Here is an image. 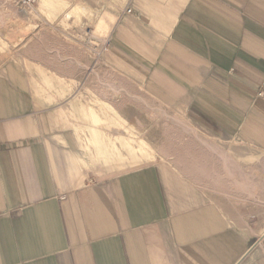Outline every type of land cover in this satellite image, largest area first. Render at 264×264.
I'll use <instances>...</instances> for the list:
<instances>
[{
	"label": "crops",
	"instance_id": "1",
	"mask_svg": "<svg viewBox=\"0 0 264 264\" xmlns=\"http://www.w3.org/2000/svg\"><path fill=\"white\" fill-rule=\"evenodd\" d=\"M124 2L109 56L175 92L201 130L240 140V165L207 175L211 192L165 161L116 168L112 140L78 138L69 118L83 46L61 39L50 56L36 41L30 65L0 69V264H264V242L253 249L210 197L236 181L251 197L252 157L264 178V0Z\"/></svg>",
	"mask_w": 264,
	"mask_h": 264
},
{
	"label": "rangeland",
	"instance_id": "2",
	"mask_svg": "<svg viewBox=\"0 0 264 264\" xmlns=\"http://www.w3.org/2000/svg\"><path fill=\"white\" fill-rule=\"evenodd\" d=\"M124 1L0 0V69L13 61L30 65L31 57L23 53L27 46L36 41L49 48L46 54L50 56L57 53L51 48L62 40L80 43L83 46V61L77 59L82 66L77 75H85V81L65 84L68 93L74 94L72 105L75 106L73 108H76L77 114H70L69 118L75 119L77 124L76 136L90 138L94 133H99L103 139L112 140V145L107 146L109 151L112 148L118 151L116 154L127 153L126 157L129 158H132L134 152L137 154L139 145H143L145 160L138 166L165 161L205 191L211 192L207 175L221 178L218 175L222 170L220 166L223 165V169L229 173L227 163L230 161L232 163L229 165L233 164L238 169V156L243 153L244 144L237 138L219 139L201 130L185 113L184 103L175 92L139 78L130 68L122 66L109 56V38L116 14L132 12L131 9L130 12L127 11L129 8ZM117 5H124L123 10L118 11ZM84 43L93 48L84 50ZM49 71L50 69L44 68L45 73H50ZM99 93L110 97L100 98ZM62 104L63 102L60 103ZM184 149L190 152L186 156H182L184 151L179 152ZM251 150L253 155L261 154L255 151L258 148L251 147ZM103 154H106L105 150ZM91 159L93 171L104 170V164L98 155ZM257 159L258 157L251 158L252 182L257 187V190L256 187L252 190L257 192L262 188V193L255 192L251 197L244 196L240 191L238 193L236 181V188H223L228 194L210 196L231 222L239 224L244 232L252 235L250 241L255 245L253 249L264 242V178L254 179L260 173ZM232 177L234 178V174ZM233 183L235 184L234 179Z\"/></svg>",
	"mask_w": 264,
	"mask_h": 264
},
{
	"label": "bare ground",
	"instance_id": "3",
	"mask_svg": "<svg viewBox=\"0 0 264 264\" xmlns=\"http://www.w3.org/2000/svg\"><path fill=\"white\" fill-rule=\"evenodd\" d=\"M75 57V56H74ZM111 88H113V86L112 85H109ZM98 88V87H97ZM100 89V88H99ZM102 91V90H101ZM115 91V90H114ZM103 97H105L104 95H103ZM106 97H110V95H106ZM110 102V101H109ZM120 102V101H119ZM113 103V102H112ZM114 105V104H113ZM121 105V104H120ZM118 109V108H117ZM150 111V110H149ZM134 125V124H133ZM166 127V126H165ZM171 128V127H170ZM166 129H167V127H166ZM166 129H164V131L166 130ZM167 132H168V130H167ZM100 137V136H99ZM171 137V136H170ZM137 138L139 139V137L137 136ZM136 138V139H137ZM141 139V138H140ZM173 139V138H172ZM103 140V139H102ZM142 140V139H141ZM167 141V140H166ZM132 142V141H131ZM142 142H144L145 144H148V143H146L145 141H142ZM167 143V142H166ZM114 146V145H113ZM150 146V145H149ZM163 146V145H162ZM207 146H209V144H207ZM135 147H137V145L135 146ZM140 147V148H139ZM139 147H138V149L137 150H139L138 152H137V154L134 152V154L132 153V152H129V154H133L132 156L131 155H129V156H131L132 158H129V157H126V155H127V153H126V155H125V153L124 154H122V156H121V153H118V155H117V160H116V162L117 161H119V163L117 164V166H116V168H123V167H125L126 165H133V164H135V163H137V162H141L142 160H145V154H146V152L144 151V146L142 145H139ZM164 147H166V146H164ZM170 147V146H169ZM173 147V146H172ZM210 147H211V145H210ZM100 149H101V146H100ZM135 149V148H134ZM166 149H168V147H166ZM170 149V148H169ZM174 149V148H173ZM191 149V148H190ZM105 150V152H106V154H108L107 152H115V153H117L116 152V150L114 149H112L111 148V150L109 151L108 149H107V147H106V149H104ZM188 150V149H187ZM101 151V150H100ZM102 151H103V147H102ZM129 151V150H128ZM132 151V150H131ZM154 151V149H152V152ZM184 151V153H182V156H186V154L187 153H190L189 151L187 152V151H185V149L184 150H180L179 152H183ZM120 152V151H119ZM140 152V154H138ZM108 156V155H107ZM188 157V156H187ZM185 158V157H184ZM109 159H110V157H109ZM187 159V158H186ZM191 159V158H190ZM189 160V159H188ZM228 164V163H227Z\"/></svg>",
	"mask_w": 264,
	"mask_h": 264
},
{
	"label": "built area",
	"instance_id": "4",
	"mask_svg": "<svg viewBox=\"0 0 264 264\" xmlns=\"http://www.w3.org/2000/svg\"><path fill=\"white\" fill-rule=\"evenodd\" d=\"M128 12H130V9H127Z\"/></svg>",
	"mask_w": 264,
	"mask_h": 264
}]
</instances>
